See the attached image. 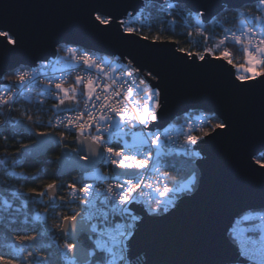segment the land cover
Here are the masks:
<instances>
[{
	"label": "water",
	"instance_id": "95a60500",
	"mask_svg": "<svg viewBox=\"0 0 264 264\" xmlns=\"http://www.w3.org/2000/svg\"><path fill=\"white\" fill-rule=\"evenodd\" d=\"M148 2L181 4L191 13H203L200 20L208 23L224 8L238 9L255 0ZM144 5V0H0V30H11L18 41L16 45L0 43V84L8 83L2 79L5 74L45 62L55 56L57 47L72 45L118 57L121 62L131 60L148 84L160 91L158 120L148 131L162 130L190 111L227 121L228 128L212 130L193 145L199 154L195 160L199 177L192 193L177 199L161 215L147 214L141 204L131 205L139 216L131 239L146 264H240L243 258H235L228 230L241 214L264 210V173L250 165L264 151V80L241 85L235 79V69L209 52L203 54L206 59L202 62L179 51L173 42L122 35L119 21ZM97 13L110 16L111 26L94 23ZM149 72L152 76H147ZM13 129H23L33 137V142L22 149L25 159L42 157L50 148L59 147V176L93 172L101 164V159L76 137L73 150L55 134H35L20 122ZM113 173L128 176L135 171L115 168ZM57 190L56 186L45 191L50 207L59 204ZM82 234L91 236L84 230L78 231L75 239H68L77 243ZM58 235L64 240L60 232ZM80 249H76L77 257Z\"/></svg>",
	"mask_w": 264,
	"mask_h": 264
},
{
	"label": "snow or ice",
	"instance_id": "6c2138e0",
	"mask_svg": "<svg viewBox=\"0 0 264 264\" xmlns=\"http://www.w3.org/2000/svg\"><path fill=\"white\" fill-rule=\"evenodd\" d=\"M145 3L148 0H144ZM256 12L252 9H246L243 13L244 19L241 21L242 25L239 33L233 32L230 39L240 46L243 52V63H234L231 53L225 49L221 56L217 59H223L228 65L236 69L237 74L235 79L241 85L264 80V0H255ZM169 8L173 5H168ZM141 12L143 9L140 10ZM130 18L134 17V13H126ZM198 16L203 13H198ZM94 23L99 22V25L110 27L112 18L107 15L97 13L94 17ZM175 23V20H173ZM119 24L122 28V35L132 36L140 35L135 27L130 26L129 21L121 20ZM250 24V26H248ZM142 31V30H141ZM198 31H200L198 29ZM201 34H203L201 32ZM0 37H4V43L7 45H16L15 33L11 30H0ZM142 39L148 40V36H142ZM229 37H225L217 44V48L225 44ZM154 40L158 41L159 36ZM71 54V58L86 66L87 70L96 69L99 75L96 80H93L91 75L85 80L81 76H77L72 86L64 87L63 83H55V96L59 103L54 105V108L73 111L74 105L79 104V96L84 97V111H77L74 116L67 117V124L64 126L76 131V138L80 140L81 144H87L91 153L98 156L101 161L107 160L111 165L122 169H147L150 162V149H145L144 146L149 144L157 145L156 156H160V138L159 133L145 131L149 125L158 120L157 110L160 108L159 96L160 91L148 84L145 78L140 77L137 81L136 77L140 74V69L132 65L130 60L126 65L127 71L125 76L131 79V83L124 77L114 76L116 69L110 67L107 71L104 69V58H95L88 51H78L76 48H67L66 50ZM183 52L184 49H179ZM207 51L211 52V49ZM188 56L193 53L188 52ZM200 61H205V55L201 53L195 54ZM119 59V58H117ZM259 69V70H258ZM147 76H152V73H147ZM100 77H104L101 79ZM30 78H35V74L30 71L23 70L17 72L12 79L18 84L24 85ZM154 78V77H153ZM118 81H122L118 83ZM125 84L127 88L125 89ZM76 85L82 86V91H78ZM52 81L49 80L46 88L50 89ZM143 86V87H141ZM99 90V91H98ZM144 93L143 103L132 99L134 95ZM14 99V95H9L7 98L0 96V103L9 104ZM85 116L87 119H85ZM29 120L31 116L27 117ZM213 117H206L205 123H208ZM63 122V121H61ZM230 125L227 121L215 123L212 125L213 131L216 129H226ZM129 129L128 132H122L123 129ZM115 129V131H114ZM139 129V131H133ZM194 129L190 126L189 132L185 135L183 144L179 145L178 150L188 155L191 152V145H196L203 140L205 136H209L208 132H203L202 136L193 135ZM105 134L108 139H105ZM41 135H44L41 133ZM131 135L134 142L130 148L134 149L137 154H143V159H138L137 155H126L123 150L116 151L109 146L110 140L114 136ZM136 138H139V143H136ZM172 140L171 136L167 137ZM175 143V141H173ZM107 153V156L104 155ZM193 155H199L193 153ZM83 159H88L84 156ZM253 168L264 173V152H260L258 158L254 163L250 161ZM158 171V168L156 169ZM166 178V177H165ZM195 181V173L190 178V183L184 185L176 191L187 189L191 191V183ZM56 187L55 182L46 185L47 191H52ZM72 191V199H81V203L89 206V211L81 216L79 213L72 215H62L61 221L55 225L58 231L64 237L62 245V253L67 264H146V261L140 259V253L135 249L131 239V224L128 221H135L138 217L134 214L131 205L136 201L134 193L141 187L140 183H133L131 179L118 183L115 185H108L103 190L104 197L100 201L102 209H98L94 200L89 199L95 193L99 198L100 192L95 189L93 184L84 183L82 187H77L75 183L68 185ZM172 191L167 187L164 191L159 193L161 196L166 195ZM30 193H35L39 196H44L45 192L37 193L35 189H30ZM79 194V196H78ZM61 201L64 197L60 198ZM8 202L5 201V204ZM151 211H158L159 208L150 209ZM165 210H167L165 208ZM94 218H98V224L89 223ZM246 222H250V218H244ZM259 219L264 221V213L259 215ZM120 220L123 223H117ZM252 227H258L252 225ZM89 230L91 238L85 247L80 249L79 257H77L76 249L80 245L76 242H70L68 237L72 236L75 239V234L78 231ZM251 228L244 229V236L239 234L233 236V244L236 259H240V264H246L247 261L254 260L257 252L259 253V264H264V239L254 241L247 235ZM16 239L20 245L32 244L38 239V234H20ZM127 241V242H126ZM90 249V250H89ZM15 253L24 252L23 247H15ZM0 264H52L51 259L46 255L37 256L34 251L28 250L27 255L23 259H16L13 257L0 255Z\"/></svg>",
	"mask_w": 264,
	"mask_h": 264
},
{
	"label": "trees",
	"instance_id": "16d2710c",
	"mask_svg": "<svg viewBox=\"0 0 264 264\" xmlns=\"http://www.w3.org/2000/svg\"><path fill=\"white\" fill-rule=\"evenodd\" d=\"M141 9H143L142 12ZM141 9L134 14V17L127 16L123 19L140 31L138 36H148L150 41H156L154 38L159 36L158 41L173 42L178 50L182 48L186 54L188 52L193 55L204 54L211 49L209 53L219 57L224 51L222 46L216 47L219 37L228 29L238 27L237 24L244 19L241 13L246 9L256 12V3L247 4L238 9L224 8L208 23L201 22V27L192 18V13L181 4H175L174 8L166 9L164 4L147 2ZM227 50L231 53L234 63H243V52L239 45L228 44ZM12 77V72L3 76L6 80ZM82 98L83 96L78 97L79 102ZM58 103L53 97L42 99L38 94L27 99H19L10 113L11 123L7 122L0 127V214L3 216L0 219V255L23 259L27 251L31 250L37 256L41 254L48 256L52 264H67L61 255L64 240L58 235L59 231L55 225L61 221L62 215L80 214L81 210L78 205L65 202L64 186L75 183L77 187H81L89 180L78 172L66 176L58 175L56 161L59 147H52L44 156L33 160L23 158L22 149L33 142V137L26 134L23 129H13L14 124L20 122L27 125L35 134H55L74 150L76 131H64L50 126L52 117L63 111L54 108V105ZM29 116L32 117L31 120L27 118ZM210 117L213 119L206 128L205 132L208 133L213 130V124L220 123L214 115L210 114ZM117 144L120 145L119 139ZM258 155L254 157V160L258 158ZM197 157L198 155H193V152L188 155L174 153L166 159L165 170L168 172V182L171 184L184 182L195 173L191 191L175 190L173 198L179 199L195 190L199 177L195 166ZM53 182L58 187L59 204L56 207L48 206L45 195L33 197L36 194L29 192L30 189H35L37 193L45 192L46 185ZM61 197H64L63 201L60 200ZM5 201L8 203L5 204ZM165 208L168 209L166 206H160L157 214L166 212ZM20 234H38V239L32 244L20 245L16 239ZM90 238L91 236L82 234L78 237L77 243L81 248L85 247ZM15 247H23L25 251L17 254L13 251Z\"/></svg>",
	"mask_w": 264,
	"mask_h": 264
},
{
	"label": "built area",
	"instance_id": "2783aa9c",
	"mask_svg": "<svg viewBox=\"0 0 264 264\" xmlns=\"http://www.w3.org/2000/svg\"><path fill=\"white\" fill-rule=\"evenodd\" d=\"M164 5L166 9H171L174 8L175 4L171 2H165ZM168 5H173V7L169 8ZM192 18L197 21L200 17L196 13H192ZM240 29L241 27L228 29L219 37L218 42L225 37H229V39L225 41V44L221 45L223 50L227 49L228 44H235L230 39V37L233 32L239 33ZM70 47L76 48L80 52L88 51L78 46L61 45L59 49L57 47L55 56L49 58L47 61L39 62L32 67H18L13 71V76L19 71H30L35 74L34 79L30 78L29 81H26L24 85L18 84L12 78L6 81L8 83L0 84V96L7 98L9 95H14V99L9 104L0 103V127L4 126L7 122H10V113L14 107V104L19 99H27L34 94H38L42 99H49L51 97H54L55 95V83L62 82L63 84H66L69 81H75V78L77 76H81L86 80L87 77L91 75L93 80L97 79L99 73L96 69H91L89 71L82 63L77 64V62L71 58V54L66 51L67 48ZM88 52L95 58H102L100 54L91 51ZM117 58L118 57H111L109 64L103 62L105 71L110 68L111 62H116L118 63V68L113 75L117 77H124V79L128 80V82L131 83L132 78H128L124 75L127 71L126 65L128 63L121 62V59ZM141 74H143L142 71H140L139 76L136 77L137 81L140 77H143ZM100 78L104 79V77ZM2 79L4 80V78ZM49 80L52 81V86L50 89L46 88ZM121 82L122 81H118V83ZM127 86L128 85L125 84V89L127 88ZM143 95L144 93L134 95L132 99L143 103ZM84 107L85 105L83 97L79 104L74 107L73 111L69 112L63 110L56 113L50 120V126L52 128L64 131H75L64 126L65 124H67V117L74 116L77 111H84ZM206 117H210V114L202 111H190L174 119L170 124H168L164 128L166 130L164 134H162L161 131L157 129L151 131L159 133L161 144V147L159 149L160 156L159 158H157L156 156L157 145L151 144V142L149 141V144L144 146L145 149H150V162L147 169H123L135 171V174L133 175H116L113 173V169L117 168L115 165H111L107 160L101 161L100 166L97 169L93 170L95 179L85 182L88 184H93L95 189L100 192V195L99 198H97L94 193L93 196L89 197V199L94 200L98 209H102L100 201H102L104 197L103 190L106 189L108 185L123 183L124 181L131 179L133 183L141 184V187L137 189L136 193H134V195L136 196V201L134 203L141 204L147 214L152 216L155 215L157 211H151L150 209L160 208V206H166L168 208L167 210H169L174 206L175 201L177 200L173 198L172 195L175 190L179 188L178 184H180L181 182H178L175 185L169 184L168 172L165 170L166 159L174 153H183L179 151L178 148L180 144L184 143L185 135L189 132L190 126L194 129V131L192 132L193 135H203V132H205L206 128L210 125V121L208 123L204 122V119ZM85 119H87L86 116ZM125 129L128 130L127 128ZM201 129H203V132L201 131ZM145 131L148 130L146 129ZM168 136H171L172 140H168ZM105 139H108L106 134ZM117 140V136H114L110 140L109 146L113 147L116 151L123 150L124 154L126 155H137L138 159L144 158L143 154H137L134 149L130 148V146L117 144ZM173 141H175V143H173ZM191 152H195L193 149V145H191ZM104 155L107 156V153H104ZM157 168L158 171L156 170ZM68 185L69 184H66L64 186L65 202L70 205H78L81 210L80 215L84 216L89 211V206L81 203V199L83 197L73 200L72 191L69 189ZM165 187L172 189V191H170L166 195L161 196L159 193L163 192ZM261 213H264V210L250 214L248 216V218H250V222H246L245 219H241L240 216L235 218L228 230L229 240L233 243V236L236 234H239L241 237H243L245 234L244 229L246 228L252 229L247 233V235L250 236L254 241H260L264 239V221H261L259 219V215ZM136 216L138 218L135 221H128V223L131 224V235L133 234V231L135 229V222L139 220V216ZM116 222L123 223V221L120 220H117ZM89 223L98 224L99 220L98 218H94ZM253 224L257 225L258 227L253 228ZM246 264H259V253L257 252L254 260L248 261Z\"/></svg>",
	"mask_w": 264,
	"mask_h": 264
},
{
	"label": "rangeland",
	"instance_id": "374dc122",
	"mask_svg": "<svg viewBox=\"0 0 264 264\" xmlns=\"http://www.w3.org/2000/svg\"><path fill=\"white\" fill-rule=\"evenodd\" d=\"M199 17H200V16H199ZM195 21H196V20H195ZM196 23L198 24L199 27H201V20H200V18L196 21ZM237 25H238V27H241V26H242L241 23H238ZM101 57L104 58V61H103L104 63L109 64V62H110V60H111V57H109V56H105V55H101ZM110 67H113V68L117 69V68H118V63H116V62H111V63H110ZM113 74H114V73H113ZM237 74H240V73H237V72H236V69H235V75H237ZM4 80H6V79H4ZM6 81H7V80H6ZM73 83H74V81H69V82H67L66 84H63V86H64V87H69V86H72ZM76 87H77L78 91H82V86H81V85H76ZM55 92H56V89H55ZM53 99H54L55 101L59 102L55 95H54ZM128 131H129V129H128V130H126V129H123V130H122V132H128ZM134 131H139V130L135 129ZM160 131H161L162 134H164L166 130H165V129H162V130H160ZM117 138L119 139V143H120L121 145H123V146H130V145H132L133 142H134V138H133L131 135H127V136L121 135V136H117ZM135 142H136V143H139V138H136ZM193 153H197V152H193ZM83 177H84L85 179H88V180H94V179H95V175H94V173H93L92 171H90V172H86V173H83ZM190 178H191V177H190ZM190 178H189L188 180H186V181L181 182L180 184H178V187L182 188L184 185L189 184V183H190ZM169 184H171V183H169ZM174 185H175V184H174ZM190 186H192V183H191ZM186 190H187V189H184V190H182V191H186ZM259 211H261V210L245 212V213H243V214L240 215V218H241V219H244L245 217H248L250 214H252V213H256V212H259ZM155 215H158L157 212L155 213ZM153 216H154V215H153Z\"/></svg>",
	"mask_w": 264,
	"mask_h": 264
},
{
	"label": "bare ground",
	"instance_id": "6f19581e",
	"mask_svg": "<svg viewBox=\"0 0 264 264\" xmlns=\"http://www.w3.org/2000/svg\"><path fill=\"white\" fill-rule=\"evenodd\" d=\"M14 71V70H13ZM13 71H12V73H13ZM11 73V72H10Z\"/></svg>",
	"mask_w": 264,
	"mask_h": 264
}]
</instances>
